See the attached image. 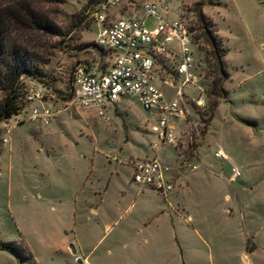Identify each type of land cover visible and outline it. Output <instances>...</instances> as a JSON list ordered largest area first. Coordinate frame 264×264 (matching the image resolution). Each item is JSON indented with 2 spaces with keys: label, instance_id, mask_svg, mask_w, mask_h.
I'll list each match as a JSON object with an SVG mask.
<instances>
[{
  "label": "rangeland",
  "instance_id": "rangeland-1",
  "mask_svg": "<svg viewBox=\"0 0 264 264\" xmlns=\"http://www.w3.org/2000/svg\"><path fill=\"white\" fill-rule=\"evenodd\" d=\"M26 1L60 32L23 36L38 56V80L50 90L46 101L55 108L68 97L76 64L105 71L111 63L109 52L94 46L92 14L106 0ZM109 1V10L124 5L142 16L139 2ZM167 5L165 20L179 17L189 27L195 73L206 92L205 106L188 103L187 121L177 122V144L159 155L170 168L174 190L163 197L132 181L126 160L152 155L157 142L150 130L158 113L137 99L108 104V121L74 107L48 124L24 120L20 112L0 123V243L31 252L33 260L23 264H184L174 233L176 212L184 210L205 229L213 256L211 262L209 248H191L200 255L185 264H264V0H167ZM156 23L145 19L147 29ZM37 81L25 78L24 85ZM213 81L221 82L227 96L207 94ZM160 87L173 95L174 89ZM214 101L219 104L209 118ZM20 102L28 114L39 107L23 97ZM17 120L23 121L14 125ZM6 128L11 131L4 146ZM217 149L226 161L214 157ZM232 168L240 176L230 181ZM183 241L195 245L192 235ZM0 264L19 263L0 248Z\"/></svg>",
  "mask_w": 264,
  "mask_h": 264
},
{
  "label": "built area",
  "instance_id": "built-area-1",
  "mask_svg": "<svg viewBox=\"0 0 264 264\" xmlns=\"http://www.w3.org/2000/svg\"><path fill=\"white\" fill-rule=\"evenodd\" d=\"M123 2L128 6L139 2L142 16H120L118 12L124 9V5L112 11L108 9L109 0L92 14L97 25L95 45L111 55L109 67L102 71L98 67L76 64L71 73L69 97L52 109L48 108L46 101L47 95L52 97L48 88L38 83L28 86L25 103L37 102L40 106L33 107L24 120L34 122L40 119L48 124L63 110L74 107L93 110L108 121V104L137 99L146 110L158 113L157 124L150 130L156 135L157 142L151 144L152 156L128 158L126 163L132 166V181L166 197L174 190V181L170 178V168L161 162L159 155L166 146L177 144V122L187 121L190 114L188 103L205 106L206 92L199 86L201 76L195 73L194 44L189 27L179 17L170 22L165 20V15L170 13L167 0ZM148 17L157 19L151 29L145 26ZM173 35L178 38L177 52L170 47ZM169 56L175 60L172 65L166 61ZM158 81L174 89L171 97H167ZM191 88L200 91L197 98L188 95ZM22 121L17 120L14 125ZM10 131L11 128H6L7 137L1 139L4 146L9 143ZM213 155L220 161L227 160L222 149H217ZM192 158L198 161L195 151H192ZM239 176L240 173L232 168L230 181Z\"/></svg>",
  "mask_w": 264,
  "mask_h": 264
},
{
  "label": "trees",
  "instance_id": "trees-1",
  "mask_svg": "<svg viewBox=\"0 0 264 264\" xmlns=\"http://www.w3.org/2000/svg\"><path fill=\"white\" fill-rule=\"evenodd\" d=\"M54 2L59 3L61 0ZM199 17L203 18L201 14ZM26 31L43 32L54 36L60 34L58 29L37 15L26 0H7L0 5V91L3 93L0 101V123L23 112L20 101L25 97L27 88L24 79L37 81L41 76L37 64L38 56L30 50L28 42L23 37ZM36 83L46 87L39 80ZM207 94L218 99L227 96L221 82L217 81L212 82ZM218 104L217 101L211 104L209 118H212ZM0 248L14 254L19 264L33 260L32 253L21 244L0 243Z\"/></svg>",
  "mask_w": 264,
  "mask_h": 264
},
{
  "label": "crops",
  "instance_id": "crops-1",
  "mask_svg": "<svg viewBox=\"0 0 264 264\" xmlns=\"http://www.w3.org/2000/svg\"><path fill=\"white\" fill-rule=\"evenodd\" d=\"M139 10H140V7H139ZM133 11H135L134 8L127 7V8L120 10L118 12V14L120 16H137L136 12H133ZM121 12H123V14H121ZM170 47H171V49H173L176 52L179 50L178 38L176 35L172 36V42L170 44ZM166 61L170 65L175 63V60L170 56L166 59ZM156 68H158V67H156ZM157 84L160 86L163 85L161 81H158ZM163 86H165V85H163ZM194 91H195V89L191 88L190 90H188L187 93L189 96H191ZM33 104L40 106L37 102H34ZM47 105H51V104L49 102H47ZM27 113L28 112L26 110L23 111V114L25 116L27 115ZM152 155H153V153H152ZM152 155L150 154V155H147L146 157H150ZM128 166H130V165H128ZM130 167L132 168V166H130ZM92 212H95V211H92ZM176 217L179 218V220H177V223H176L177 225L174 228V233H175V238L178 242L179 254H180V258H181L182 262L185 264L186 261H188V260L191 261L194 253H196L197 256L200 255L198 248L195 249V251H192L194 249H191V248H196V247L206 248V249L209 248L210 250L209 249L207 250L208 251V258L212 262V260H213L212 249L210 247L209 242L207 241L208 237L206 236L207 233L205 232V229L200 227V226L197 227V223L194 221V216H192V214L190 212H187L186 210H184L183 213L176 212ZM195 223H196V225H195ZM183 224H185L186 227H184ZM185 235H192L193 238H195V242H194L195 245L188 244L187 241H183V236H185ZM256 249H257L256 245L254 244L251 247V249L248 251V253L252 254ZM245 250H247V248H245ZM245 257H246V255L243 253L241 255V258L244 260Z\"/></svg>",
  "mask_w": 264,
  "mask_h": 264
}]
</instances>
